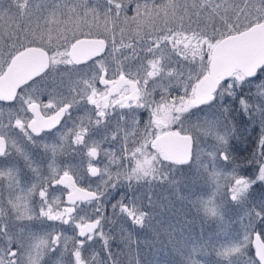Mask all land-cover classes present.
Returning <instances> with one entry per match:
<instances>
[{
    "label": "snow or ice",
    "instance_id": "1",
    "mask_svg": "<svg viewBox=\"0 0 264 264\" xmlns=\"http://www.w3.org/2000/svg\"><path fill=\"white\" fill-rule=\"evenodd\" d=\"M186 179L202 221L242 229L153 228ZM161 235L179 264H264V0H0V264H167L143 251Z\"/></svg>",
    "mask_w": 264,
    "mask_h": 264
},
{
    "label": "rangeland",
    "instance_id": "2",
    "mask_svg": "<svg viewBox=\"0 0 264 264\" xmlns=\"http://www.w3.org/2000/svg\"><path fill=\"white\" fill-rule=\"evenodd\" d=\"M38 3L43 2L47 7L56 4L64 3V0H37ZM167 0H158V3H166ZM90 3L96 4L97 0H90ZM100 4H103V0H99ZM131 16L132 13H129ZM57 18L63 19L61 14L57 13ZM109 27L116 28L117 36L120 35V29L124 28L126 33L128 30L135 31V24H125L123 21H110ZM128 42L127 40L125 41ZM175 94V93H174ZM203 115V114H201ZM238 139V138H237ZM236 139V140H237ZM67 160L62 156L59 160V164L65 163ZM31 177L30 173L25 172V175L21 177L22 184L27 182ZM97 182V178L93 177L90 180V183ZM191 182L186 179L183 185L177 186L175 189L170 187H162L157 188L155 191L159 194L158 205L154 211V220H153V228L156 225H161L160 231L163 232L168 228L169 225L177 228L182 232V237L187 238L190 237L193 240H207L212 237L217 241H221L220 238L226 237L227 234H235L237 231L242 229L243 223H237L236 216H232V221L226 224L224 229H221L219 224H212L207 220L204 221V224L201 223L200 217L196 215L195 210L191 207V200L193 196L191 195ZM7 193H4V196L7 197ZM119 198V197H117ZM115 203V201H112ZM106 215L109 217L112 216L111 206H108V210ZM127 230V225H124ZM119 224H114L110 226H106L104 231H111L112 237L114 239L111 241V247L113 251H117L123 248V244L121 241V237L119 235ZM34 231L39 230V225H34ZM62 231H65L68 236H72L70 232L73 233L71 225H65ZM181 236H178L177 239H181ZM138 239H149L151 240V230L146 229L141 231L139 236L136 237ZM99 243L95 245L96 249L99 250ZM144 255L147 259L152 260L153 258L166 261L167 264H179L181 259L180 255L174 250L171 243H169L165 236L161 235L159 237V242L154 243L151 248H145ZM252 253V252H251ZM250 253V254H251ZM197 258L202 259L205 264H216L217 260L221 259L217 257L216 253L213 251L211 247L204 248L203 253H201Z\"/></svg>",
    "mask_w": 264,
    "mask_h": 264
},
{
    "label": "trees",
    "instance_id": "3",
    "mask_svg": "<svg viewBox=\"0 0 264 264\" xmlns=\"http://www.w3.org/2000/svg\"><path fill=\"white\" fill-rule=\"evenodd\" d=\"M257 132H258V129H257ZM248 136L249 138L248 139H241V138H238L236 141H235V144H236V147H237V150H238V154L240 156H248L251 152L253 151H256L257 148H256V144L254 143L255 139H256V136L255 134H253L251 132V130H249V133H248ZM242 162V161H241ZM201 220V219H200ZM201 223L204 224V221L201 220ZM226 237L224 238H220L221 241L223 239H225ZM202 240H204V237H202ZM98 247H100V245H98ZM208 248V247H206ZM251 253V252H250ZM251 254H254V252H252ZM250 254V255H251Z\"/></svg>",
    "mask_w": 264,
    "mask_h": 264
},
{
    "label": "flooded vegetation",
    "instance_id": "4",
    "mask_svg": "<svg viewBox=\"0 0 264 264\" xmlns=\"http://www.w3.org/2000/svg\"><path fill=\"white\" fill-rule=\"evenodd\" d=\"M98 87H102V86L98 85ZM142 118L146 120V119H147V114H144ZM69 126H70V125H69ZM130 146H131V145H130ZM106 147H107V145H106ZM113 149H115V146H113ZM64 159L67 160L68 157H67V156H64ZM79 159H80L79 156L73 157V158H72V163H73V164L78 163V162H79ZM81 186H82V187H86L87 185H86V184H82ZM70 234L73 235L74 233L70 232Z\"/></svg>",
    "mask_w": 264,
    "mask_h": 264
}]
</instances>
